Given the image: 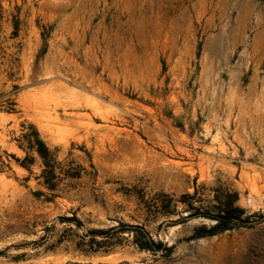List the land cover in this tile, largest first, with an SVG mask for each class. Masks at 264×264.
<instances>
[{"label":"rangeland","instance_id":"374dc122","mask_svg":"<svg viewBox=\"0 0 264 264\" xmlns=\"http://www.w3.org/2000/svg\"><path fill=\"white\" fill-rule=\"evenodd\" d=\"M0 264H264V0H0Z\"/></svg>","mask_w":264,"mask_h":264},{"label":"trees","instance_id":"16d2710c","mask_svg":"<svg viewBox=\"0 0 264 264\" xmlns=\"http://www.w3.org/2000/svg\"><path fill=\"white\" fill-rule=\"evenodd\" d=\"M37 152L43 159L45 168L48 167L49 152L42 142L37 140ZM45 173V172H44ZM244 211L237 207H228L225 209H218V212L209 218L215 221V224L205 232L206 236L215 235L216 233L230 229L231 225L235 224V221L239 223H248V218L241 219V215Z\"/></svg>","mask_w":264,"mask_h":264}]
</instances>
